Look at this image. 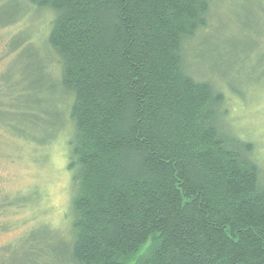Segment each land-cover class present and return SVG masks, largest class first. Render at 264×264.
Returning <instances> with one entry per match:
<instances>
[{"label":"trees","instance_id":"obj_1","mask_svg":"<svg viewBox=\"0 0 264 264\" xmlns=\"http://www.w3.org/2000/svg\"><path fill=\"white\" fill-rule=\"evenodd\" d=\"M214 2L25 0L50 15L43 47L66 134L71 230L55 264H264L255 146L228 129L225 94L185 61ZM254 2L264 22V2ZM259 19L246 25L256 38ZM254 37L244 54L259 49ZM36 195L2 197L0 210ZM49 230L34 227L27 240Z\"/></svg>","mask_w":264,"mask_h":264},{"label":"rangeland","instance_id":"obj_2","mask_svg":"<svg viewBox=\"0 0 264 264\" xmlns=\"http://www.w3.org/2000/svg\"><path fill=\"white\" fill-rule=\"evenodd\" d=\"M28 7L25 0H0V24L13 22L0 26V199L37 195L23 208L0 210V264H55L71 230L66 134L59 132L62 119L51 75L58 69L43 47L50 15ZM258 7L254 0H215L208 27L185 47V61L196 80L225 94V123L254 144L264 180V34L256 38L246 27L258 17V29L263 28ZM252 37L259 49L244 54L240 45ZM38 61L45 64L39 72ZM40 225L52 233L43 242L36 235L40 242L32 245L26 232Z\"/></svg>","mask_w":264,"mask_h":264}]
</instances>
